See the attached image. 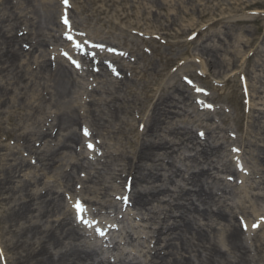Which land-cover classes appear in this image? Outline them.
Segmentation results:
<instances>
[{"label": "rangeland", "instance_id": "rangeland-1", "mask_svg": "<svg viewBox=\"0 0 264 264\" xmlns=\"http://www.w3.org/2000/svg\"><path fill=\"white\" fill-rule=\"evenodd\" d=\"M16 1L23 4H19L20 8L16 11L19 14L27 13V18L34 20L35 14L31 13L33 6L36 10V8L40 9L42 7L43 2L53 1L61 7L62 0H31L33 5L26 0H15L14 2ZM71 1H73V8H70L71 15L69 16L70 20L75 23L73 25L76 27V36L80 42H87V40L89 42L90 38L96 41L104 39L103 41L110 42L117 48H124L118 49V53L115 54L107 53L106 50L91 49L90 52L94 51L91 53L93 57L95 56L94 61L87 59L79 62L80 67L73 69V75L78 82L76 86L77 99H74V104L77 106L78 113L84 116L80 122H77L75 127L82 133L80 128L84 126L83 124H87L88 131L95 133L93 138L94 148L87 150L85 148L87 144L84 141L79 145L75 144L72 152L66 156L67 151L62 148L61 142L58 140L59 127L50 131H53L52 136H56L58 133V138L53 137V140L43 145V142L47 141L43 140V131L46 132L49 124L52 123V112L56 114L57 109L51 106L52 100L55 99L54 89L50 90L48 87L50 84L47 74L43 75L40 72L39 62L48 60L52 64L53 73L57 72L59 65L71 68V63L62 55L60 57L61 49L65 53L71 43L64 42L65 38L59 31L61 38L59 44L56 45L57 37H54V31H52L49 37L46 38L49 41H44L46 44L43 47L45 48L43 49L45 50L44 56H41L40 51H38L22 59L25 70L22 73V82H15L17 79L12 74L9 76L8 83L5 82L6 80L0 82L5 85L11 83L9 87H14L20 95L17 102V107L20 106V108L15 114L17 124L8 122L7 118L3 121L0 117V127L2 129L0 134L6 135L7 130L14 134V138L0 139V162L1 158H4V155L7 154L6 146H13L17 158L22 157L30 164L24 168L25 170L23 169L24 172L18 173L17 176L20 177L21 175L22 177V175L27 174L28 177L26 176V178H35L38 183H50L53 194L60 197L65 206L64 210L68 213L71 212L73 218L75 215L72 204L75 197L79 195L86 200L95 201L93 205L88 204V216L90 219L95 218V220L93 222L92 220L87 221L83 229H79V234L83 236L82 240L89 239L98 242L104 240V237L97 236L93 227H88L93 223L96 225V230L99 226L100 228L104 227L108 233L113 234L114 240L125 242V235L116 232L113 228L118 224H122V227L131 228L133 235L136 236L134 239L140 241L141 246L136 248L132 245H126L125 250L129 253L124 254L121 250L118 251L117 264L139 260L136 259L137 255L145 258V255H149V246L154 244V240L150 238L144 229L152 222L142 223L140 217L135 218L137 216L135 207H123L120 197L124 192L125 182L123 181L124 178L122 180L121 177L119 178L118 168L119 164L139 161V157L133 156V150L135 148L139 150L142 147L141 141L144 136L145 122L152 115L153 105L157 101V96L164 92V86L169 84L168 81L173 82L172 80H175V82L187 86L192 99L182 102L183 96H175L171 93L173 99H180L177 102L179 106L177 108L167 106V108L180 114L171 112L170 115L183 117L186 113L188 114L187 119L191 120V123L188 124V131L196 137L197 144L198 140H203L207 133L209 134L206 128L207 124L213 123L222 128L221 132L210 138L214 139L219 135L214 142L213 140L211 142L220 146V154L225 157V161L230 160L233 168H237L236 163L233 162L236 156L241 155L244 159V167L238 171V176L228 175V172L221 173V176H224L229 182V191L233 192L232 195H227L232 199L229 201L244 205L249 210L260 207L263 204L262 200L256 202L257 200L252 197V194L258 191L252 190L249 184L253 182L252 180L256 175L255 171L264 170V163L261 164L250 154L244 156L241 152V145L248 142L261 144L260 139L264 138V135L259 134L257 127L252 128L250 126L249 121L252 105L259 110H264V82L259 84L261 88L257 93L252 92L249 83V78L254 76V72L257 71L259 74L263 72L261 71L262 67L257 66V64L258 62L264 63V51L255 56L252 55L248 61V57L251 53L257 51L264 38V0H245L251 3L257 1V3L242 11H234L233 6L229 5L230 2H233L232 0H210L209 2H206L207 0H164L168 4H162L161 6V0V2L159 0H126L125 3L120 0L122 5H115L112 7L111 12L106 15L102 13L99 16L105 19H113L112 12L115 8H121V6L131 7L133 5L128 10V16L119 21L121 22L120 25L125 28L129 27V30H126L127 33L122 29L119 31L120 27L118 26L115 29L111 26L100 25L96 21L99 18L98 16L90 17L89 14H92V11H95L96 8L91 0ZM198 2L203 5L197 6ZM103 3L107 4L108 0H100V5ZM217 4L220 5L219 9H216ZM86 6L89 7L88 11H86ZM145 6L152 13H146ZM60 7L56 13L59 25L62 22ZM83 9L85 12H82ZM219 10H223V12L221 13ZM173 13H178V17ZM169 14L171 16L170 20L167 19ZM221 16L227 19L225 26L208 27L211 25L212 18ZM259 16H261V20L253 22ZM241 19H246L247 22H240ZM191 23H194L195 27L188 28ZM25 27L30 28L22 25L23 30H25ZM222 29L227 31L226 42L218 43L221 48L218 51L219 63L214 66L213 58L203 52L201 46L210 44L215 37V32ZM23 30L20 31V34L26 32L27 35L29 31ZM195 33L197 36L193 37L192 35ZM253 37L257 38L256 42H247ZM25 46L28 51L33 50L31 44L26 43ZM72 52L77 55V50ZM113 58L119 59L115 60ZM100 59L105 61L103 71L101 65H98ZM231 60H235L234 66L227 64ZM188 64L194 65L187 66ZM31 73H34L33 76ZM174 76L175 79L169 80ZM0 78H2V75H0ZM184 78L191 80L188 79L190 81L188 82ZM192 82H194V87L189 85ZM194 88L196 89L194 90ZM203 89L206 92H203ZM165 92L169 93L168 90ZM34 94L37 96V103L39 104L34 102ZM252 94L254 95L252 96ZM23 98L25 100L30 99L34 105L31 110L27 109L28 112H31V117L28 120H23L24 122L19 118L21 111L26 112L22 109ZM115 104L123 105L126 108L125 112L120 113L117 118H115V113L118 112V108ZM99 114L109 119L110 129H108V132L98 131L93 124ZM262 116L263 118L260 120L263 125L264 114ZM166 119H163L162 127L167 126L168 119ZM43 123H46L47 126H44ZM21 126L25 128L20 129ZM24 130L31 132V146L26 142L25 150V141L21 142L22 144L18 145L22 149L19 154L16 148V137ZM32 130H38L39 132H32ZM261 145V147L264 146V144ZM79 147H81L80 152L76 150ZM251 150L264 159V154L260 150L255 147H248V151ZM261 150L264 151V148H261ZM43 153L46 156L54 157L57 164L55 165V162L52 161V168L47 169L44 161H40ZM60 159L63 163L61 168H57ZM168 160L171 159L165 158L161 162L166 164ZM73 162L78 163L79 166L74 167ZM183 164L179 162L177 166L184 167ZM102 167L113 172L114 177L111 178L105 172L106 170H102ZM253 167L256 168L254 171L252 170ZM81 168L86 169V171H80ZM99 169H101L100 172ZM33 171H36V173L34 174ZM72 176L76 180L70 181L69 179ZM187 176L189 174L184 172V177ZM90 177L93 178L94 182H88ZM16 179L22 180V178ZM121 181H123V184H121ZM66 183H70V187H66ZM36 186L30 190L35 189ZM86 187H90V190L88 191ZM215 191L223 195L221 190L215 189ZM43 194L46 195L47 190H43ZM0 203H5V200L0 199ZM235 209L240 210L239 208ZM1 211L2 214H5L3 208L0 209V215L3 216ZM262 213H264V210ZM261 216L264 217V215ZM241 217H243V214L239 213L236 219L238 225V219ZM254 218L255 216L251 220ZM159 219L156 218L154 221ZM0 226H4V221L1 218ZM1 227L0 264H12L11 261H15L17 255L5 251L4 246L9 240L10 244H13L18 238L13 237L12 233L3 235ZM9 230L10 227L6 229V231ZM243 234L248 238L249 254L253 258L252 263L264 264V247L261 246L263 245L260 242L261 238L257 233L251 231ZM260 236L264 239V230ZM133 244L139 245L135 242ZM224 248L226 249L225 246ZM145 260L148 262L149 258H145Z\"/></svg>", "mask_w": 264, "mask_h": 264}, {"label": "bare ground", "instance_id": "bare-ground-1", "mask_svg": "<svg viewBox=\"0 0 264 264\" xmlns=\"http://www.w3.org/2000/svg\"><path fill=\"white\" fill-rule=\"evenodd\" d=\"M14 1L0 0V75L3 78H0V82L6 80V83H8L11 74L17 79L15 82H22V73L25 71L22 59L38 51H40L41 56H44L45 50L43 49L45 48L43 47L46 46L44 41H49L46 38L49 37L52 31H54V37H57V41L60 40V36L57 35L55 30L56 27L60 28L56 17L60 7L57 2H43L42 7L40 9L36 8V10H34L33 6L31 13L35 14V19L29 20L27 13L19 14L16 11L19 10L20 6L18 5L21 3ZM26 1L31 2V0ZM91 1L96 5V8L89 16H98L97 23L107 27L111 26L115 29L118 26L120 27L119 31L121 29L122 31L129 30V27L125 28L120 25L121 22L119 21L128 16V10L133 5L131 7L121 6V8H115L112 12L113 19H105L99 15L102 13L108 14L111 12L112 7L122 5V1L125 3L126 0H108L107 4L103 3L101 5L100 0ZM161 1L160 6L168 4L167 1ZM161 1L159 0V2ZM209 1L207 0L206 2ZM232 1L229 5L233 6L234 11H242L257 3V1L251 3L245 0ZM31 5H33L32 2ZM198 5L203 4L198 2ZM219 7L220 5L217 4L216 9H219ZM88 10L89 7L86 6V11ZM219 11L223 12V10ZM82 12H85V10L83 9ZM145 12L148 14L152 13L147 6H145ZM183 12L185 13V10ZM173 14L178 17V13ZM170 18L169 14L167 19L170 20ZM260 20L261 16L255 18L253 22H259ZM239 21L247 22L246 19ZM226 23V17H214L208 27L225 26ZM22 25L30 27L24 28L29 31L27 35L26 32L23 35L20 34V31L23 30ZM193 27H195L194 23H191L188 28ZM19 29L21 30L19 31ZM226 32L223 29L215 32V37L211 40V43L201 46V50L213 58L214 66L219 63L218 51L221 48L218 43L226 42ZM103 40H95V42L106 44L107 53H110L109 50H113L112 48L124 49L117 48L110 42ZM256 41L257 38L253 37L247 42ZM26 43L31 44L32 51H28L25 46ZM262 51H264V38L257 51L251 53L248 57V61L252 55L255 56ZM85 56L90 57L94 61L95 56L93 58L89 51H87ZM113 59L117 60L119 58ZM234 61H228L227 64L234 66L236 63ZM39 64L40 72L43 75L47 74L50 84L48 87L50 90L54 89L55 99L52 100L51 106L57 109V115L52 112V123L49 124L46 132L43 131V140H47V142L53 140V131H50L59 127L58 140L61 142L62 148L67 151V156V154L69 155L72 152L74 145H79L82 141L81 132L75 127L77 122H80L84 117L78 113L77 106L74 104V99H77L78 91H76V86L78 82L73 75L72 67L59 65L57 72L53 73L52 64L48 60H43ZM98 65H101L103 71L105 61L100 59ZM192 65L194 64H188L187 66ZM257 66L262 67L261 71L263 72L259 74L256 71L253 73L254 76L249 78L250 88L255 93L260 91L261 87L259 84L264 82V63L258 62ZM31 74L33 76L34 73ZM172 79H175V76L169 80ZM172 81H168L169 84L163 88L164 92L157 96V101L153 105L152 115L145 122L144 136L141 141L142 147L139 150L136 148L133 150V156L139 157V161L119 164L118 168L121 180L124 178L123 181L126 184L131 180L130 184H128L131 185L128 196L129 204L135 207L138 214L144 216L145 221L160 218L153 223L156 228L152 238L156 237L157 245L153 250V258L148 262L133 261L128 264H147L151 262L154 264H253V258L249 254L250 245H248V239L244 236L242 228L237 224L236 219L238 218V213L243 214L248 219L254 216L260 218L262 215L264 210V170L255 171L256 175L252 180L253 182L249 184L252 190L258 191L254 192L252 197L257 200L256 202L262 200L263 204L260 207L249 210L244 205L231 203L229 200L232 199L228 196L232 195L233 192L229 191V182L221 176V173L228 172L230 175H236L237 169L231 166L230 160L225 161V157L220 154V146L211 142L212 140L214 142L219 135L214 139H210L221 132L222 128L213 123L207 124L206 128L209 134L207 133L203 140H198L197 144L196 137L188 131V124L191 123V120L187 119L188 114L186 113L183 117L171 116L170 113L174 111L167 108V106L175 108L179 106L177 102L180 99L177 98L175 100L172 95L183 96L182 102L192 99L186 85L177 83L175 80ZM10 85L11 83L7 85L0 83V117L3 121L7 118L8 122L17 124L15 122V114L20 108V106L17 107L20 95L14 87H9ZM166 90L169 93L165 92ZM33 96L34 102L39 104L37 103V96L35 94ZM115 105L118 108V112L115 113V118H117L120 113L125 112L126 108L123 105ZM33 106V101L23 98L22 109L26 112L21 111L19 113V118L22 122L30 119L31 112H28L27 109L31 110ZM174 113L180 114L179 112ZM256 113L258 114L255 115ZM262 114H264V110H259L252 105L249 121L252 128L257 127L259 134L264 135V123L262 125L260 120L263 118ZM96 117L98 118L93 123L96 129L108 132V129H110L108 125L109 119L104 118L101 114ZM164 118L168 119H166L167 126L162 127ZM43 125L47 126L46 123H43ZM24 128V126L20 127V129ZM33 131L39 132L38 130ZM7 132L6 135L0 134V139L8 140L14 138V134L10 130H7ZM30 133L29 130H24L17 135V153L20 154L22 151L18 147V145L22 144L21 142L25 141L24 149L26 142L30 145L32 140L30 139ZM94 137L95 133L93 132ZM260 143L264 144V138L260 139ZM261 144H258V142L242 144L243 155L250 154L263 164L264 159L258 153L253 150L248 151V147H255L264 154V151L261 150L264 146L261 147ZM14 149L13 146H6L7 154L4 155V158L1 156L0 162L2 167L0 169V199L5 200V203H0V209L3 208L5 212V214H2L1 211L3 216L0 215V218L3 219L4 226L0 227L3 235L12 233L13 237L16 236L18 238L13 244H10L9 240L4 246L5 251L17 255L16 260L11 261V263L116 264L112 263L111 257L100 256V247L96 243L90 244L82 240V236H80L81 234L78 231L81 224L76 223L77 220L73 219L64 210L63 201L58 195L53 194L50 183H38L35 178V181L34 179L26 178V176L28 177L27 174L25 176L22 175V177L21 175L20 177L17 176L18 173L24 172V168L30 164L22 157L17 158ZM188 152L190 153L188 154ZM42 155V160L40 159V161H44L47 169L52 168V161L55 162V165L57 164V160L54 157L46 156L44 153ZM165 158H169L172 161L168 160L166 164L161 162ZM179 162L184 163L183 166L185 168L178 167L177 164ZM62 163L63 161L60 159L57 168H61ZM73 166L77 168L79 164L73 162ZM103 169L106 170L105 167H102ZM254 169L256 168L253 167L252 170L254 171ZM80 171H86V169L81 168ZM105 172L111 178L114 177L113 172L109 170ZM184 172L189 174V176L184 177ZM33 173L35 174L36 171H33ZM179 177L182 178L179 179ZM16 178H22V180H17ZM74 179L72 176L69 180L73 181ZM89 181L94 182L91 177ZM123 181H121V184H123ZM34 186H36L35 189L30 190ZM66 187H70V183H67ZM86 188L88 191L90 190V187ZM215 189L221 190L223 195L216 192ZM43 190H47L46 195L43 194ZM4 194L5 196H3ZM235 208L240 210L237 211ZM9 227L10 230L6 231ZM165 229L166 231H164ZM263 230L264 224L256 232L261 238L260 242L263 244L261 246L264 247V239L260 236ZM125 235L130 238V241H133L130 231L125 230ZM119 245V243H115L113 249L119 248ZM103 253L105 254L104 251Z\"/></svg>", "mask_w": 264, "mask_h": 264}, {"label": "snow or ice", "instance_id": "snow-or-ice-1", "mask_svg": "<svg viewBox=\"0 0 264 264\" xmlns=\"http://www.w3.org/2000/svg\"><path fill=\"white\" fill-rule=\"evenodd\" d=\"M64 3L67 4L68 0H64ZM65 23H68L67 19H65ZM85 133L87 134V130H85ZM89 147H92V145H89ZM76 207L78 211L81 213L85 211V208L83 207V205L77 204ZM256 226L257 225H253V227H256ZM245 228H246V225H245Z\"/></svg>", "mask_w": 264, "mask_h": 264}]
</instances>
